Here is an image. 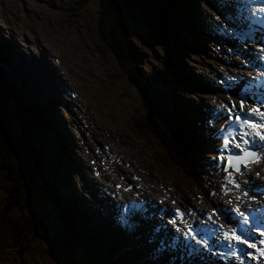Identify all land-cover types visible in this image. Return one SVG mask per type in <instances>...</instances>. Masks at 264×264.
<instances>
[{
  "label": "clouds",
  "instance_id": "obj_1",
  "mask_svg": "<svg viewBox=\"0 0 264 264\" xmlns=\"http://www.w3.org/2000/svg\"><path fill=\"white\" fill-rule=\"evenodd\" d=\"M127 1L132 5L136 4V0H127ZM221 1L224 3L225 9L228 13V16L231 19L234 12L231 11L226 6L228 0H221ZM165 2L167 3V0H165ZM149 3L150 2L146 1V0H139L138 5L141 7V9H143L144 12L147 13ZM178 5H179V7H181V9L184 12L183 18L181 19L179 27H178V36L180 38V41H179V44L177 46L178 53H179L178 55L180 57H182V61H183L182 66L177 59V52H175L172 49V47H167V39L160 32L157 33V35L158 34L161 35L160 37H158L157 40L151 39V37L148 33V27L147 26H145L143 23L137 22L136 20H134L130 16L125 18L121 8H119L118 6L117 7H118V16H119V20H120L119 26H121V28H122L120 35H122L124 38L123 42H125V40L127 38V40L132 39L133 41L140 43V45L143 43V46H140V48L143 47L145 49V51H141V49L139 48L141 53H138L141 71H142L143 66L149 61L153 62L154 61L153 59H156L155 61L158 60L157 62H159L161 64L157 67H151L150 70L147 71V73H144V75H143L144 78L146 75H152V73L156 72L155 70H157V71L167 70V72H168V74H166V71H165V74L168 77L167 79L171 80V90H174L177 97L171 96L170 92H169L168 96L173 102H176L180 106V109H179L180 128H181V131L183 133L184 132L186 133L188 138L187 137L183 138V137H179V136L178 137L183 141V143L186 142L188 144V146H186V147L189 150L190 156L193 159V163L192 164L189 163V156L185 152L183 146L180 143H178L177 140L174 141V139L170 138L165 127L160 123V121L156 118V116L152 112H150L146 109V107L144 105V101L139 96V92L137 89L138 86L141 87L139 84V81L136 77L131 78V76H130V69L133 67L134 62L132 60H130V58H128L127 60H129V65L128 64L124 65L123 62L121 60H119V59H121L120 54L116 57L114 55L116 64L125 71L127 82H129L130 84L133 85V87L135 89L136 96L139 98L138 106H141L143 121L145 123L144 131H140V134H142V135L147 134L148 136H150L148 140L142 141L139 145V148H138L139 149V155H136V157H137V159H139V161L132 160L129 157H126L123 153L114 150L111 146L106 148L107 144L93 143L92 140L89 141V144H91V148L94 149V145H95V148H100V150L96 153L95 157H86L84 155L85 158H84V161H82L81 158H79L76 154H74L76 156L77 161L74 162L72 159L69 160L68 158L70 157L71 153L72 152L75 153L74 147H73V145H71V143L74 142V137L72 135V132H74L75 130L76 131L79 130L75 126L76 125L81 126V124H78L81 122V118H79L78 114H75V116L72 115L70 110L66 107L65 97H64L65 89L62 88L58 94V97H56L55 95H49L46 92H43L42 88L38 84L33 83L29 86V93L31 95L30 98L26 97L25 94L22 93L23 99L26 102V104H28V105L35 104V105H33L32 109H31L32 114L27 118V120L30 121L31 120L30 117H32L38 123V121L40 119H42L44 123L40 124V125L38 124L42 128L44 126H46L47 123L51 124L50 118L45 112V108L50 109V107H49L50 105H55V106H57V108H58V106L62 107V113H64V111H65V112L69 113L70 115H72L73 117H76L77 124H71V126L69 125L71 130L67 131V128L62 129L65 131V137L53 135V138L55 140L54 141L48 140L47 149H44L43 147H41V149L43 150V155L40 154L39 149L37 151L38 155L36 156V154H35L36 160L38 162H39V157H44V159H46V160L48 159L49 167H50V170H49V168H48V170L51 172V169H52V173L54 176L53 180H57V177L55 175V169L52 168V164L55 162V157H54V162H53V161H51L50 158L47 157V154L51 153V155H53V154L56 155L57 154V148L64 149L63 151H61V154H60V161H61L60 171H61V173L59 174L60 181L58 182L60 184V186L62 187V190H60L61 195H65L67 198L74 197L73 195H69L66 191V189L69 188L70 183H72L75 186V188L79 191V194H82V196L84 197L85 200L90 199V201H91L92 197L97 198L95 195H101V187L103 184L107 185V186L111 185V184L116 185L117 183H119L123 180L124 185H126L128 181L130 183H132V182L134 183V185H133L134 190H132L130 192V194L133 192H138V193H141L144 197L145 196L149 197L152 195L154 197L161 198L163 201L171 200V201H176V202L177 201L182 202V199L186 202L193 201L194 204H192V206L197 208L198 210H202V209L204 210V207L201 206L202 203L205 204V202L213 203V202H220V201L227 202L226 199H229V198L232 200L233 205H234L236 203L235 197L237 195L240 196L241 201L244 202V205L255 206L256 204H259L260 207L262 208V202H261L262 196L260 194V191H261L260 189L262 186H264V185H262V183L253 182L254 187H252V189H251V191H249L248 195H244V192L246 190L244 188V186H242L241 189H239V190L234 189L232 193H229L227 190L228 184H227V181L225 180L224 177L221 179L214 180L212 182L207 181L209 178V174L214 172L211 170L212 165L210 163L211 158L214 156L212 149L214 147H218V141H217L216 133L220 131V125L224 123V119L222 116V112L218 113L217 112L218 109H216L214 107V105L206 103L205 101H206V99H208V100L215 101V103H217V104L220 103L222 105L223 104L225 105V103L227 102V99H225L224 96L213 95L212 93H210L208 91L207 87L214 85L213 84L214 81H212V79L207 75V73L198 71V69L195 67L194 64H196V66H197L199 59L198 58H191V56L192 55L201 56V58H204L207 61L209 66L216 68L223 73L228 74V71H227L226 65L221 60L220 55H219L217 50L214 49V52L212 51L210 53H208L206 51V47H205L206 44L204 43V40H202V42H200L201 48L194 51V52L191 51L188 46H185L183 44L182 37L189 41L193 36L198 37V34L201 33L200 31L205 32V30L203 28L201 18H199L198 14L195 13L194 8L196 5H198L196 0H180ZM178 5H176V6L178 7ZM185 6L192 8L193 11L190 9H186ZM219 11L220 10L217 9V10L213 11V14H214V12L219 13ZM71 12H76V11L71 10ZM240 14L242 16L243 14H245V12H242ZM76 17L81 18L86 23V21L84 19V17H86V15L81 16L80 14H74V15H72V20H75ZM245 20H247V19H245ZM122 21H123V26H122ZM98 26H99V24L97 22L95 34H97ZM228 26L232 29V27L230 25H228ZM123 28L124 29L126 28L125 31H126L127 35L123 32ZM219 32H221V31H219ZM4 41H8V40L5 39V40H3V42ZM41 43L46 47L48 54L52 53L53 55H55L57 61L59 62V64L61 65V67L64 71H66L68 74L73 71L72 65L69 64L68 62H65L63 60V57L60 55V53H58L56 51V49H53L51 51L48 49V47L43 42H41ZM1 44H2V42H0V45ZM123 45H124V43H123ZM256 45L257 44L254 43L252 40L246 39L242 42L241 46H236V45H232V44H229V45L219 44L218 49H221V51H223L225 53L226 49H229V48H235V49L242 51V52H245L244 48H254V49L260 51L261 53H264V45L261 44V49H257ZM12 49L18 51L19 50V44L17 45V43L14 41L13 45H12ZM38 49H39L38 41L35 40L34 45L29 47L28 51H29V53L38 56L39 55ZM150 49H153L154 51L150 50ZM19 53H21V52H19ZM117 53H119V52H117ZM124 54L128 55L126 53H124ZM247 57L249 58V54H247ZM48 60L51 62L49 57H48ZM143 60H145V62ZM214 61H215V63H213ZM10 62L14 63L13 61H10ZM95 63H98L100 70H103L102 66L100 65L98 60ZM51 64H52V62H51ZM192 65H194V68L192 67ZM20 68H21V72L23 73L24 72L23 68L22 67H20ZM53 68H54V66H53ZM109 68L112 71V73L114 74V85L116 86V84L118 83V80L120 78V75L111 69V64H110ZM257 69H260V68H257ZM241 70H242V72L245 71V69H241ZM200 75L202 77H200ZM137 76L139 77V80L141 81V83L144 84L142 76H139V75H137ZM241 77L243 79V83H244L245 87H247V88L250 86H255V87L260 86V88L263 87V85L261 84L263 82L250 83L249 77L246 75V73H243L241 75ZM122 78L124 81H126L125 77H122ZM213 78H216V77H213ZM50 80H51V78H50ZM106 81H107V79H106ZM217 83H219V82H217ZM35 89L37 90V93L35 92ZM197 95H200L202 97L203 101L201 103L196 102V99H194V97H197ZM3 96L7 97L4 93L1 97H3ZM240 98H242V97L238 96L234 101H238ZM2 101L4 103L3 99H2ZM254 102H256V98L250 99L249 102H247L245 104V106H249V104L254 103ZM14 103L16 104V102H14ZM259 103L262 106H264V97H260ZM4 107H5V104H4ZM2 109H3V107H2ZM15 111L18 112L19 114H21L20 110L17 107H16ZM3 112H4V109H3ZM88 113H89V116L91 118L92 116L90 115L91 112L89 111V109H88ZM245 114H246V112L244 113V115ZM84 116L86 117V114ZM145 116L147 118H149V120H151L150 123H151L152 131L150 130L149 125L146 123L148 121L146 120V122H145V119H146ZM4 117H6L5 112H4ZM18 118L20 121L22 120V123L20 122L19 126L15 129V130H18L17 133H13L14 135L12 134L13 137H16V138H19L22 135L20 133L21 131L24 132L25 134H27L26 125L24 123V118L22 117V114L19 115ZM6 119L8 121L7 117H6ZM59 121H62V120L59 118L54 123L57 127H59L58 126ZM52 123H53V120H52ZM87 123H89L88 120H87ZM60 124L63 125V123H60ZM229 124H235V123L229 122ZM153 126H155L154 129H153ZM49 133H51L50 130H49ZM158 135L161 137L162 140L164 139L165 142L164 141L163 142L167 146V149L164 147L162 142L157 137ZM92 138H93V136H92ZM70 139L72 140V142L70 141ZM151 142L154 145L157 144V146L160 148V151L163 152L164 155H166L170 159V161L173 160L175 162V164L177 165V170L180 173V178H176V179L170 178L167 180H162L160 177H158V175H156V177L155 176L153 177L150 175V171H149L150 169L148 167H146L145 165H143V163H142V161H145L144 155L146 154V152L148 150H150V152H148V154L151 155L152 159L147 161V162L151 163L152 165H156V163L158 161V164H161L159 152L157 153L155 151L156 147H154V145H152ZM107 143H109V142L107 141ZM99 145H102V146L99 147ZM182 152L184 155L182 154ZM172 155H174V158L172 157ZM118 158L123 159L124 164H125V161L128 160L130 163H132L134 165L131 168H124V165L120 166L117 164ZM34 159H35V157H34ZM29 160H30V165H31L30 177L34 178L33 179L34 181L31 182V186H32L35 194L37 195V198L39 200H41L39 186H37L36 183L38 181H42L43 185H45V184L47 185V181L44 178V174H45V172H48V170H46L44 165L40 164V163H39V170H38L37 165H36V160L35 161L33 159H29ZM2 163L8 169V177L10 180H3L5 177H3V179L0 180V196L1 195H7L10 192H12V193L18 195L19 199L23 198V197H21V195L19 193L20 189L23 188V186H25V185L28 186L29 181L24 183V184H23V182L20 183V180H18L16 184L10 183V182L16 181V180H11L13 166L16 167V170H17L19 177L20 178L23 177V180H25L24 179V172L21 168L20 161L19 162L13 161V160L7 161L6 155H4ZM87 165H93V169L91 171H88V169L86 167ZM73 167H74V169L78 170L81 173H83L81 168H83L84 170L86 169L85 180H88L89 182H91L92 186L88 187V186L84 185L83 183L77 182L76 180H69L71 177V170ZM250 167L252 169L253 180H256L258 178H260L261 180L264 179V175H262L261 177L255 176V172L258 169L264 170V162H260L258 164L250 165ZM217 169H219V168L217 167ZM104 170H106V173H101ZM64 174H65V177L62 176ZM144 174L150 175L153 180H142V176ZM76 176H78L79 180H81V177L79 174L76 173ZM131 176L137 177V180L131 179ZM106 178L108 180L107 182H105ZM241 179L243 180L244 177H241ZM168 180L169 181L184 180L185 182H187L189 184V186L184 187V190H185L184 193L179 194V192L177 193V191L173 193V187L171 185H169ZM159 182H163L164 184H159ZM8 184H10V186L6 187ZM59 184H57V186H59ZM82 185L86 186L89 189L90 193L92 194L91 198H89L87 196V194L84 192L83 188L81 187ZM221 185H225L224 190H220ZM193 187L198 189L197 193L193 192V189H192ZM1 191H2V193H1ZM249 195H255L257 197V199L255 201H250L248 199ZM54 197H55V195L52 196V199ZM43 201H45V200H43ZM107 201H108V199H107ZM196 201L199 202V205ZM82 204L84 207L86 206L85 208H87V205H85L84 203H82ZM94 204H97V203H94ZM244 205H241V207H243ZM40 207H41V210H47V211L49 209H53V206L49 207L47 205L45 206V208H42L41 204H40ZM109 207L111 209H114L112 204H110ZM88 211H90L92 213L94 212L93 209H91V208H88ZM29 212H31L33 214L32 209ZM36 212H38V211H36ZM57 213L58 212H56L55 209H53L52 212H49L47 214L49 217V219H47V220H49L51 226L42 227L40 224H38V220H36L35 218H32V222H30V224L33 228L32 232L34 233V236L41 238L43 240V242L45 243L46 247H47V243L45 241L44 235L48 237L47 250H48L49 246H50L49 249L52 248V246H51L52 241L56 240L57 243L59 241L60 243H58V244L60 246L63 245V247L64 246L67 247V245L63 242V238H65L66 241L69 243H70V240L72 241V239H73L75 241V243L72 244V248L69 246H68V250L62 248L64 251L69 253L70 251H72L74 249L73 251L76 252V256L80 259L82 264H85L84 260H86L89 264H104L105 261L102 258H100L98 255H96L95 252H93V250H91V248H89V246L87 248V246L84 244L85 243L84 241H83L84 242L83 243L78 238H76V236L74 235L76 233H74V232H73L74 234L72 233V231L66 226V224L62 218H56V216H59ZM256 213L257 214L261 213V211L250 212L249 222L246 225V228L248 230L252 229L253 235H256V232H257L255 230V229H257V228H255V226L261 225L258 223ZM97 221L99 222V219ZM13 225H15V229H14L15 232L19 235V232L17 230V222H16V224L12 223V226ZM8 226L9 225H7V227ZM261 226H264V225H261ZM164 227L167 229H171V230L173 229L172 225L170 223H166V225H164L162 229H164ZM39 228L41 231H39ZM230 228H232L231 225L228 226V229H230ZM56 231L58 232V234L54 238L52 236V234H55ZM40 232L43 233L44 235H42ZM87 233L88 234H90V233L95 234L94 231H91V232L88 231ZM176 234L179 236L180 242L182 240H184V242H185L189 237H192V238L195 237V239L197 241H199L201 237L204 238V232L197 231V230L193 231L191 233V235H189V237H187V238H186V232L185 231H181V232H178ZM22 236H24V237L26 236L27 239L30 240L26 234L22 235ZM118 236L122 240L124 238H126L125 240H127L129 242H133V241L138 242L140 244L141 248H143L145 250V252L148 253V257L150 258L152 256V248L150 247V245L148 246V248H146L145 244L142 243V240L140 238H138L136 234L131 233V235H127L122 230H119ZM171 236H169L167 234L164 235L166 240H168ZM79 238H81V237L79 236ZM125 240H124V242H125ZM30 241H32V240H30ZM33 242L35 243L34 240H33ZM33 242H31V245L33 244ZM106 245H107V248L111 247V250L115 254L116 258L119 257L122 259L123 263H121L118 260L120 264H135L133 262V259L135 256H138L139 254L138 253L136 254L133 249L129 250L132 253V254L130 253V255H129V253L126 252L125 249H123V247H120L119 251H118L111 244L106 243ZM143 249H140V250H141V252L144 253V251H142ZM164 254H166V252L162 248L161 255H164ZM73 260H74V258H73ZM34 261H37V260L34 259ZM198 264H200V263H198Z\"/></svg>",
  "mask_w": 264,
  "mask_h": 264
},
{
  "label": "rangeland",
  "instance_id": "obj_2",
  "mask_svg": "<svg viewBox=\"0 0 264 264\" xmlns=\"http://www.w3.org/2000/svg\"><path fill=\"white\" fill-rule=\"evenodd\" d=\"M101 1L102 0H81L79 6L73 8L71 5H69L70 3L68 0H0V42H2L0 49L3 51L6 50V47L12 46V42L14 41L17 43V45L19 44L18 51L14 50L11 52L10 50L7 52L8 58L0 53V72L2 73V77H4V79L9 84L15 87L21 94H25V96L28 98L31 97L29 93V86L33 83L38 84L42 88L43 92L58 97L60 91L56 89L55 82L58 81L59 89L61 90L62 79L59 75H57L53 67L51 68L52 70H50V65L48 64H51V62L48 60L47 49L41 42H43L51 51L56 49V51L63 57V60L72 65L73 71L68 75L70 82L72 83V86L78 91L80 90V86L82 93L81 96H79V100L85 98L93 120H91L88 109H86V117L88 119H86L84 124L90 123V126L88 125L83 127L76 125L75 127L79 130L72 132L74 140L77 141V144H74L76 155L81 158V149H83V151L88 154L91 153V150H89L86 142L93 135V138L91 139L93 143L108 144L114 150L123 153L126 157L139 161V159L136 157V155H139V145L142 141L148 140L150 136L147 134H140V131H144L145 123L143 121L141 106H138L139 98L136 96L133 85L127 82L125 71L118 67L114 58L113 51H118L120 57L125 55H121V48L124 43V38L119 34V16L110 17V15H106L103 18L104 10L100 5ZM199 3V18L200 13L202 12L207 15L209 13L211 14L213 10L218 9V6H215V4L210 2L205 3L201 1ZM66 8L75 10L77 12H71V18H69V12ZM74 14H80L81 16L86 15V17H84L86 23L79 17H76L75 20H72V15ZM100 17L103 19L99 24ZM67 18L72 20L69 24L66 22ZM112 21H116V29L114 30L115 34H113V31H110L113 26ZM97 22L99 26L97 28V34H95ZM200 32L201 33L198 34L200 38L202 35L212 38L209 33L204 31ZM217 37L218 36L215 34L213 38ZM5 39L8 41L3 42ZM35 40L38 41L39 45L38 61L32 59V56H30L28 51L29 47L34 45ZM141 46H143V43ZM42 47L45 49V57H42L43 55L40 54V49H42ZM140 49L141 51H145L143 47ZM207 52L210 53L212 51ZM93 55L94 58H92ZM191 58L199 59L197 67L199 68L198 71L200 72L209 66L207 61L204 58H201V56L192 55ZM97 60L102 66L103 70H100L98 63H95ZM153 60L154 63L149 61L143 66L142 71L144 73H147L151 67H157L161 65L159 62L155 61L156 59ZM10 61H13L14 63ZM213 63H215V61ZM108 64H111V69L120 75L115 88L110 82L114 81V74L110 70ZM127 64L129 65V60H126L124 65ZM19 66L23 68V73L21 72V68ZM51 66L53 65L51 64ZM192 67L194 68V65H192ZM40 68L41 70H39ZM44 68L46 69L45 72L43 71ZM122 77H125L126 81H124ZM200 77L202 76L200 75ZM35 92L37 93L36 89ZM3 93L4 92L0 85V95L2 96ZM2 99L4 100V103L2 101V107L6 117L8 118L7 125L12 133H17L18 130L15 129L20 124V120L18 118L19 115L16 114L15 111L17 104H15L12 99H9L5 96H3ZM194 99H196V102L198 103L203 101L200 95H197V97H194ZM4 104L6 108L4 107ZM49 107L50 109L45 108V112L49 116L50 122L52 123L53 118L54 120L55 118H60L62 120L60 123H63V125H58V128L61 130L63 137H65V131L62 129L67 128V131L71 130L69 125L71 126V124H77L76 117H73L65 111L62 113V107L58 106L57 108L55 105H50ZM87 120L89 123H87ZM81 123L82 122L78 124ZM146 123L149 125L148 122ZM53 127H55V125H53ZM154 128L155 126H153V129ZM84 132L87 133L84 134ZM53 135H55L54 131L48 133L45 138L44 133L43 138L44 140L47 139L54 141L55 139H52ZM2 137V133L0 132V147L3 143ZM23 137L26 141V154L29 159H33L35 161L32 147L30 144H28V140H30V138L27 134H24ZM11 138L15 137L11 136ZM70 141L72 142L71 139ZM107 141L109 143H107ZM151 144L154 145L152 142ZM101 146L102 145H99V147ZM154 147H156L155 151L157 153L159 152L161 164H158V161L156 165H152L151 163L147 162L152 159L151 155L148 154L150 150H148L144 155L145 161H142L143 165L150 169V175L153 177L158 175V177H160L162 180L180 178V173L177 170V165L175 162L173 160L170 162L169 158L160 151V148L157 146V144H155ZM39 150L43 151L42 149ZM5 155L7 161H20L19 156L14 151L7 150ZM49 157H53V155H50ZM72 160L74 162L77 161L75 155L74 159L72 158ZM122 161L124 162L123 159L118 158L117 164L120 166L124 165V168H131L134 165L128 160L125 161V164ZM57 166L58 164L56 163L52 164V168L54 169ZM86 167L88 171L93 169V165H87ZM81 170L83 173L79 172L73 167L69 180H76L77 182L83 183L86 186L87 183L92 185L91 182L85 180L86 171L83 168H81ZM76 173L80 175L81 180H79L78 176H76ZM101 173H106V170ZM150 175L144 174L142 176V180H153ZM62 176L65 177V174ZM1 179H3V177L0 173V180ZM33 179V177H30L29 180H23V177H19L16 167L13 166L11 180L16 181L10 183L16 184L17 181L20 180V183L23 182L24 184L29 181V185L23 186L19 193L21 197L29 198L33 212V214L31 212L27 214L23 201L19 200L18 205H22L23 216H19L20 218L18 217L19 219L17 218L16 220L17 230L20 235L26 234L30 240L35 241V243L31 245V248L28 247V249L34 250L37 253H41L45 258V261L43 262L32 260L31 264H54L49 260L46 254L48 247V237L40 232L45 237V241L47 243L46 247L41 238L34 236V233L32 232L33 228L28 218L29 216L30 218H35L38 220L39 214H43V216L45 215V212L41 210V203L38 201L37 195L31 186V182L34 181ZM48 179L53 180V175H51V177L49 175ZM131 179L137 180V177L131 176ZM36 184L39 187L41 186L40 181H38ZM159 184L164 183L159 182ZM169 185L173 187V193L177 191L179 194L184 193V187L189 186V184L184 180H172L169 181ZM9 186L10 184H8L6 187ZM58 188L59 190H62L60 184ZM131 188L132 184L129 185V189ZM192 189L193 192L197 193L198 189L194 187ZM66 191L69 195H73L81 201V197L83 196L82 194H79V191L72 183H70V186L68 189H66ZM91 202L102 205V200L95 197H92ZM33 203L36 204L33 205ZM205 204L208 208L212 207L210 202H205ZM87 210L88 207L86 208V211ZM36 211H38V213H36ZM56 218L61 217L56 216ZM44 221L45 219H43V223ZM38 224L43 227L40 221H38ZM39 231H41L40 228ZM8 233L9 230L6 219L2 215L0 208V264H22L21 261L15 256L14 251H12L10 248L12 240L10 234ZM57 234L58 232L56 231L55 234H52V236L55 238ZM74 235L83 242L79 236L76 234ZM63 242L67 245V247L69 246L71 248L72 244L75 243L73 239L72 241L70 240L69 243L65 238H63ZM58 243L60 242L58 241ZM148 246L149 244L145 243V247L148 248ZM135 252L139 254L135 260L136 264L153 263V260L141 257L142 255H140V248ZM73 258L75 260V264H78L80 259L76 255ZM117 259L119 260V257ZM173 263H175V261Z\"/></svg>",
  "mask_w": 264,
  "mask_h": 264
},
{
  "label": "trees",
  "instance_id": "obj_3",
  "mask_svg": "<svg viewBox=\"0 0 264 264\" xmlns=\"http://www.w3.org/2000/svg\"><path fill=\"white\" fill-rule=\"evenodd\" d=\"M68 1L70 3L69 5L75 8L79 6L81 0H68ZM162 2L164 3L163 6H165L166 2H164V0H151L149 3L147 13L144 12L139 5L136 4L132 5L127 0H102L100 2V5L104 10L103 18L106 15H110V17L112 16L117 17L118 7H119L121 8L125 18L130 16L137 22L143 23L145 26H147L148 33L151 39L157 40L158 37L161 36L160 34L157 35V33L160 32L167 39V47H172V49L175 52H177V59L182 66L183 61H182V57L178 55L179 53L177 46L180 41V38L178 36V27L181 19L183 18L184 12L181 9V7L179 6L177 7L176 5H174L176 8L172 6V8H163L161 10ZM67 10L69 12L68 17L71 18L70 12L72 9L67 8ZM69 18L66 19V22L68 24L71 22ZM103 18L101 17L99 18V24L101 23ZM118 22H120L119 19ZM112 24L113 26L110 29V31H113V34H115L114 30L116 29V21H112ZM122 26H123V21H122ZM118 29H119V34H121L122 31L121 26H118ZM125 30L126 28L125 29L123 28V32L127 35ZM140 46H141L140 43L133 41L132 39L127 40L126 38L124 45H122L121 48L122 49L121 55L124 53L128 55H123L120 60L123 61V64L126 63V60L128 58H130V60L134 62L133 67L130 69V76L131 78L136 77L139 81L141 87L138 86L137 89L139 92V96L144 101V105L146 109L152 112L156 116V118L160 121V123L165 127L169 137L174 139V141L177 140V142L180 143L184 148V143L179 137L186 138L187 135L185 132L183 133L180 128V120H179L180 106L176 102H173L168 96L170 92L171 96L177 97L174 90H171V80L167 79L168 77L165 74V71L163 70L162 71L155 70L156 72L152 73V75H146L144 78L143 76L144 72L141 71L140 69L141 66L138 56V53H141L139 49ZM113 52L115 57L119 55V53H117L118 51H113ZM92 58H94V55ZM143 61L145 62V60ZM108 65L110 66V64ZM136 74L142 76L144 84L141 83L139 77ZM0 75H1L0 85L4 94L9 99H12L14 102H16L17 108L20 110L22 117L24 118L27 135L30 138V140H28V144H30V146L32 147V152L36 160V156L38 155L37 151L39 149L38 146L47 149L48 140L47 139L44 140L43 137L45 133V138H46L47 133H49V128L48 126H44L43 128L40 127L38 123L36 121H33L31 117H30L31 118L30 121L27 120V118L31 115V109L35 104H31V105L26 104L22 94L2 77L1 72ZM111 83L115 88L114 81L113 82L111 81ZM145 118L149 122V127L150 130L152 131V127L150 123L151 120H149V118H147L146 116ZM53 123H55V121H53ZM50 125H52V123ZM55 135L57 134L55 133ZM137 137L140 138L139 136ZM2 138H3L2 145L5 143L6 146H4L3 148L2 146L0 147V159H2L6 154L7 150H9L7 146V140L4 137ZM184 150L189 156V163L192 164L193 159L190 156L189 150L187 149L186 146ZM39 152L43 155L42 151L39 150ZM60 154H61L60 148H57V154L56 155L53 154V157H49L51 153L47 154L48 158L53 159L55 157V162L60 164L57 167H55V175L57 177V180L48 179L49 175L50 177L51 175H53L52 169L51 172L49 171L50 167H49L48 159L46 160L44 159V157H39V162L36 160V165L38 170H39V163L43 164L46 170H48L49 168L48 172H45L44 174V178L47 181V185L46 184L43 185L42 181H40L41 186L39 187V191H40L41 200L39 199L38 200L40 201L42 208H45L46 205L49 207L53 206V209H55V211L58 212L57 214L64 220L66 226L72 232L80 236L82 240L85 242V244L89 246V248H91V250H93V252H95L96 255H98L100 258H102L105 261L104 264H120L115 254L111 250V247H109L110 248L109 249L107 248L106 245V243H108L114 246H120V244L116 240H114L111 236L113 227L108 224L109 220L100 218L99 222H94L92 220L93 213L88 210L86 212V208L78 199L73 198L70 201V199L67 197L66 199H61V197L59 196V194H61V191L59 190L57 184H59L58 182L60 181V176H59L60 168H61ZM3 180H7V179L4 178ZM53 195H55V197L52 199ZM18 202H19L18 195L12 192H10L7 195L0 196V208L2 211V215L6 219L7 225H9L8 234H10L12 240L10 248L12 249V251H14L15 256L22 262V264H31L32 260L34 259L43 262L45 261V258L41 253H37L34 250L28 249V247L31 248V242L33 241L28 240L26 236L24 237L20 234L18 235L14 230L15 225L12 226V223L16 224V220L19 216L21 217L23 216L22 205H18ZM23 204L28 214L29 209L31 210V204L29 198L23 197ZM34 204L36 203H33V205ZM53 209H49L48 211L43 210L45 212L44 216L43 214L38 215V221L42 223L43 227L51 226L49 220L46 219H49L47 214L49 212H52ZM28 218H29V222H32V218H30L29 216ZM44 218L45 221L43 223ZM105 222H106V226L103 227V224ZM88 231L89 232L94 231L95 234L93 233L88 234L87 233ZM55 241H52L51 244L52 248L49 249L50 248L49 246L46 252L49 260L54 264H74L75 260H73L72 257H69L67 255L68 252L63 250V249L68 250V247L65 246L63 247V245L60 246L57 243V241L56 242ZM119 259L120 261H122L121 258ZM84 262L85 264H89L86 260H84ZM78 264H82V262L79 260Z\"/></svg>",
  "mask_w": 264,
  "mask_h": 264
},
{
  "label": "snow or ice",
  "instance_id": "obj_4",
  "mask_svg": "<svg viewBox=\"0 0 264 264\" xmlns=\"http://www.w3.org/2000/svg\"><path fill=\"white\" fill-rule=\"evenodd\" d=\"M260 10L264 11V5L261 6ZM215 19L219 21L220 17L216 16ZM256 47L257 49H261V44H257ZM261 75L264 76V72H261ZM259 99L256 98V102L251 103L250 106L245 108V104L250 100L249 97H242L238 101H233L232 97L229 96L225 105L217 110L218 113L221 111L225 112L226 116L224 117V123L220 125V131L216 133L218 147L212 149L214 156L211 158L210 163L213 167L221 169V174L224 175L227 184L232 188L239 190L244 186L246 189L244 195H248L249 191L254 187L250 165L264 162V156L261 155L264 152V106L259 103ZM245 112L247 115H244ZM229 122L236 124V128L239 129L238 133L236 129L229 125ZM256 140L261 143L255 144L254 147H249ZM262 175H264V170L258 169L255 172L256 177H261ZM241 177H244V179L242 180ZM224 189L225 185H221L220 190ZM248 199L255 201L257 197L249 195ZM235 201L234 205L232 200H229L228 204L231 206L213 207L210 212L204 213L207 216L208 222L215 223L212 217L216 215L218 219L223 218L230 225H247L250 212L264 210L259 204L255 206L244 205L239 195L235 197ZM157 203L159 204L160 202ZM173 204H175V201H173ZM241 205L244 206L241 207ZM157 210L163 215L172 217L168 223L175 224L179 220L183 224V227L188 229L190 235L194 231L190 225L184 223L181 219L184 213L179 208L158 207ZM255 230L264 236V231L259 228ZM218 231L222 232L223 239L225 240L243 243L249 248H257L256 243L250 242L248 237L238 234V227L225 229L224 225L221 224ZM249 231H252V229H249ZM198 242L205 246L208 245V242L202 237ZM261 243H264V240ZM258 251L260 256L264 257V248H260ZM249 255L252 254L249 253Z\"/></svg>",
  "mask_w": 264,
  "mask_h": 264
},
{
  "label": "water",
  "instance_id": "obj_5",
  "mask_svg": "<svg viewBox=\"0 0 264 264\" xmlns=\"http://www.w3.org/2000/svg\"><path fill=\"white\" fill-rule=\"evenodd\" d=\"M0 131L2 132V135L7 140L8 149L11 151H14L15 153L19 155L20 165L24 172V179L29 180L30 175H31V165H30L29 157L26 154V141L23 137L25 133L21 131L22 135L19 138H16V137L11 138V136H13L14 134L10 131L7 125V119L6 117H4V112L2 109V97H0ZM157 137L162 142L164 147L167 149V146L164 143L165 142L164 139L162 140L159 135ZM4 146H6L5 143L2 145V148ZM172 157L174 158V155H172ZM2 161H3V158L0 159V173L2 174V177H5L7 180H10L8 177V169L2 163ZM19 200L23 201V198H20Z\"/></svg>",
  "mask_w": 264,
  "mask_h": 264
},
{
  "label": "bare ground",
  "instance_id": "obj_6",
  "mask_svg": "<svg viewBox=\"0 0 264 264\" xmlns=\"http://www.w3.org/2000/svg\"><path fill=\"white\" fill-rule=\"evenodd\" d=\"M212 3L213 4H215V0H212ZM215 6H217L216 4H215ZM205 13L204 12H202V13H200V18H202V16L204 15ZM206 15V14H205ZM1 40V39H0ZM29 42V41H28ZM12 44H13V42H12ZM176 45V44H175ZM11 50V52L12 51H14V49H12V46H9V47H6V50H1L0 49V53H2L5 57H7V52H9ZM45 49L42 47V49H40V54H42L43 56L42 57H45ZM30 56H32V59H34L35 61H38V56H36V55H33V54H31L30 53ZM41 56V55H40ZM8 58V57H7ZM46 59H47V57H46ZM201 65H203L202 63H200ZM48 65H50V70H52L51 68L53 67V66H51V64H48ZM11 66V65H10ZM47 66V65H46ZM1 70V69H0ZM39 70H41V68L39 69ZM45 68L43 69V71L45 72ZM1 76V75H0ZM4 78V77H3ZM8 80V79H7ZM3 85V84H2ZM55 87H56V89L58 90V91H60V89H59V85H58V81L57 82H55ZM10 91V90H9ZM10 93V92H9ZM162 112V111H161ZM17 114L18 115H21V114H19L18 112H17ZM17 116V115H16ZM19 117V116H18ZM58 120V118H55V120L53 119V121H57ZM165 122V121H164ZM52 125H54V123H52ZM58 125H60V121H59V123H58ZM54 133H56L58 136H63L62 135V133H61V130L58 128V127H56L55 128V131H54ZM52 139H54L53 137H52ZM65 140V139H64ZM74 146V145H73ZM185 146H188V144L185 142L184 143V148H185ZM41 147L39 146V149H40ZM43 152V151H42ZM123 162V161H122ZM54 163H56V164H58L57 162H54ZM124 163V162H123ZM58 165H60V164H58ZM61 173V172H60ZM87 186L89 187V186H92L91 184H89V183H87ZM91 188V187H90ZM59 196L61 197V199H66V196H63V195H60L59 194ZM62 197H64V198H62ZM87 212V211H86ZM120 260V259H119ZM121 263H123V261H121Z\"/></svg>",
  "mask_w": 264,
  "mask_h": 264
},
{
  "label": "flooded vegetation",
  "instance_id": "obj_7",
  "mask_svg": "<svg viewBox=\"0 0 264 264\" xmlns=\"http://www.w3.org/2000/svg\"><path fill=\"white\" fill-rule=\"evenodd\" d=\"M69 257H75V255H76V252L75 251H70L68 254H67Z\"/></svg>",
  "mask_w": 264,
  "mask_h": 264
}]
</instances>
